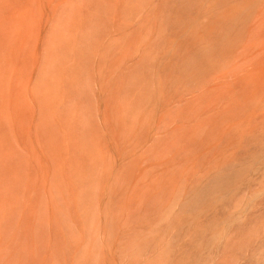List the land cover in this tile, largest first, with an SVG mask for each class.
<instances>
[{"label": "rangeland", "instance_id": "obj_1", "mask_svg": "<svg viewBox=\"0 0 264 264\" xmlns=\"http://www.w3.org/2000/svg\"><path fill=\"white\" fill-rule=\"evenodd\" d=\"M0 264H264V0H0Z\"/></svg>", "mask_w": 264, "mask_h": 264}]
</instances>
